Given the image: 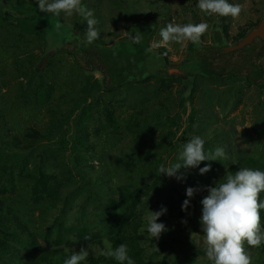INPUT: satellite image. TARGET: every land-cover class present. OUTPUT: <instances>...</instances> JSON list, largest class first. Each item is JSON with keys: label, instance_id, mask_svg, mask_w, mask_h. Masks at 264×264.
Here are the masks:
<instances>
[{"label": "rangeland", "instance_id": "374dc122", "mask_svg": "<svg viewBox=\"0 0 264 264\" xmlns=\"http://www.w3.org/2000/svg\"><path fill=\"white\" fill-rule=\"evenodd\" d=\"M229 3L243 6L238 18L206 16L198 0H82L97 21L101 50L115 64L124 46L147 51L169 23H207L195 45H215L219 28L234 46L264 17V0ZM0 11L46 31L29 33L17 23L0 28V264H64L90 243L103 248L105 238L113 249L126 244L135 264H211L191 239L193 233L202 238L201 201L206 186L223 183L227 172L264 171V85L202 74L188 80L190 41L152 48L145 62L115 82L105 80L78 67L75 50L86 44L88 28L83 16L41 12L38 0H0ZM142 29L152 30L145 46ZM159 54L167 55V69ZM258 64L264 67V57ZM193 136L204 140L205 154L223 148V160L181 168L179 180L159 175L162 164L180 162ZM207 165L210 171L201 175ZM189 187L198 189L191 198ZM162 207L167 212L157 223L166 230L152 239L143 217ZM245 249L251 264H264V243ZM89 251L80 264H119Z\"/></svg>", "mask_w": 264, "mask_h": 264}, {"label": "clouds", "instance_id": "9594fccd", "mask_svg": "<svg viewBox=\"0 0 264 264\" xmlns=\"http://www.w3.org/2000/svg\"><path fill=\"white\" fill-rule=\"evenodd\" d=\"M38 7L41 12L51 13L60 16L63 13L66 17L74 14L83 16L88 28L85 31L86 45L93 43L99 37L95 28L97 21L92 18L93 14L85 6L82 0H38ZM200 12L206 16H221L238 18L243 10L240 4L229 3V0H198L197 4ZM57 28L61 25L57 24ZM209 25L201 22L199 24H173L169 23L160 30L161 39L155 42L147 51L152 48H168L171 43L185 46V42L199 44L201 37L207 32ZM142 37L137 33L133 37V42L139 44ZM225 151L217 147L214 152L205 154L204 140L200 136H193L179 153V161L171 166L161 165L158 173L166 174L169 177L183 179L178 175L181 168H198L203 161H222ZM211 165L200 168L203 175L210 171ZM198 189L189 187L187 196L193 197ZM209 193L201 201L202 215L200 217L202 238L194 237L192 241L204 248L206 257L211 264H251V257L245 249V244L249 247H259L264 243V231L261 227V210L264 209V201L260 199L264 193V171L250 168H240L234 173L225 175L223 183H217L215 187L206 186ZM190 200H185L182 210L187 211ZM167 212L166 208L160 211H150L145 213L143 219L147 224V232L152 239H159L161 233L166 230L163 223H157L159 218ZM187 223V221H182ZM145 229L141 228V232ZM200 234V233H197ZM91 240L90 236L84 237ZM104 247L90 243L87 248H81L79 252L65 259L64 264H80L87 259L90 251L96 256L114 258L119 264H135L128 255L126 244H119L113 249L107 238L103 240Z\"/></svg>", "mask_w": 264, "mask_h": 264}, {"label": "trees", "instance_id": "16d2710c", "mask_svg": "<svg viewBox=\"0 0 264 264\" xmlns=\"http://www.w3.org/2000/svg\"><path fill=\"white\" fill-rule=\"evenodd\" d=\"M24 10L27 9L23 8L22 11ZM261 20L253 26V29L260 24ZM12 23H17L29 33H39L42 36L46 35V31L42 26L29 24L28 21L18 19L13 15L0 11V28ZM141 33L144 38L143 42L145 46L148 42L150 35L152 34V30L142 29ZM247 35L245 34L240 39H236L233 43L234 46L241 42ZM214 42L215 45L192 44L189 50L187 58L188 60H186L188 63L191 64V67L193 68L191 70L192 76L191 74H189L188 80L198 74H202L203 76L209 79L221 80L225 78H232L241 80L249 86L264 85V67L258 64V61H260L264 57V41L258 39L251 46H248L244 50H240L233 53H226L225 49L228 47L229 38L226 36L224 31H221L218 28L214 37ZM101 43V40L96 39L91 44H85L76 47L75 51H77L76 57L78 67L83 72H86L90 69H92L90 70V72L99 71L105 77L106 75L112 77V80L115 82L116 75L117 77H121V73L125 69H132L137 66V63L145 62V60L149 57L148 52L146 50H140L139 52H137L133 47L124 46L121 52L117 54L120 55L122 58L119 56L120 58L118 59V61H116L117 64L113 62L111 63L109 58H106L104 50H101ZM257 45H259L260 47L257 48ZM75 51L73 50V52ZM234 56H239L240 58L239 63L237 65H232L227 61L228 58ZM123 57L126 60L125 68L120 67L121 62L123 61ZM158 57L163 63L165 69H167V55L159 54ZM111 65L114 67L115 71H112ZM246 68H249L248 73L244 72ZM185 72L187 73L189 71L187 70ZM166 74L169 76L167 70ZM105 80H107V77L105 78ZM100 83V81H97L94 85L99 87ZM191 100V96H189L188 98H182L180 116L182 114L187 113V104ZM193 115L194 114L192 112L190 120H193Z\"/></svg>", "mask_w": 264, "mask_h": 264}, {"label": "water", "instance_id": "95a60500", "mask_svg": "<svg viewBox=\"0 0 264 264\" xmlns=\"http://www.w3.org/2000/svg\"><path fill=\"white\" fill-rule=\"evenodd\" d=\"M264 41V17L260 24L254 28L241 42L235 46H229L225 49L226 53H233L240 50H244L248 46H251L256 40Z\"/></svg>", "mask_w": 264, "mask_h": 264}]
</instances>
